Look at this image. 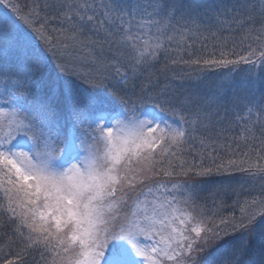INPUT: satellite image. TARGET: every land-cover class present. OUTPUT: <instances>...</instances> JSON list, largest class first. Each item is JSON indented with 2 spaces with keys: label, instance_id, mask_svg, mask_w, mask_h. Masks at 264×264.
Wrapping results in <instances>:
<instances>
[{
  "label": "snow or ice",
  "instance_id": "obj_1",
  "mask_svg": "<svg viewBox=\"0 0 264 264\" xmlns=\"http://www.w3.org/2000/svg\"><path fill=\"white\" fill-rule=\"evenodd\" d=\"M161 58L243 81L161 87ZM233 170L261 182L238 217L171 179ZM0 242V264H264V0H0Z\"/></svg>",
  "mask_w": 264,
  "mask_h": 264
},
{
  "label": "trees",
  "instance_id": "obj_2",
  "mask_svg": "<svg viewBox=\"0 0 264 264\" xmlns=\"http://www.w3.org/2000/svg\"><path fill=\"white\" fill-rule=\"evenodd\" d=\"M237 40H239V37H237ZM229 46H231V44ZM41 47H43L42 44ZM196 47H199V45ZM217 55H219L218 52ZM164 64L165 61L163 58H161L160 62L156 64L153 69L155 78L159 79L160 81V86L163 87L165 83L171 82L178 90L182 92H199L200 94H207L214 88L216 84L220 83L222 80L226 87L229 85L232 87H238L242 83L244 76L242 72H237L225 78L222 77L221 73H225L227 70L220 69L210 72L205 79L200 80L196 78L195 74H193L192 78H189L187 73H189L190 69H188L183 64H169L167 68L164 67ZM51 67L53 69L55 68V61H52ZM239 67L247 68L248 66L240 65ZM132 98L135 99L134 96ZM225 135L227 137L238 136L239 128H235L233 131L225 133ZM233 148H235V144H233ZM218 151L220 156L223 157L226 162L231 153L227 152L223 148L219 149ZM236 158L239 160V157ZM184 159L188 161L196 159L198 162V158L195 157L194 154L185 153ZM205 162L207 163V161ZM226 174H229L230 176L227 175L226 177L225 175L220 174L213 175L212 177L208 178L188 177V180L195 179L200 181L203 186V191L200 193V199L198 203L206 206L208 209L217 210L220 217H238L240 215L239 204L243 203L245 200L251 199L252 197L259 196L261 193V182L258 180H251V178L248 177L246 173L238 170H233ZM219 187L225 188L226 194L221 193V195L213 196V193ZM240 191H243L241 195L239 194ZM214 200L215 204L213 203Z\"/></svg>",
  "mask_w": 264,
  "mask_h": 264
},
{
  "label": "rangeland",
  "instance_id": "obj_3",
  "mask_svg": "<svg viewBox=\"0 0 264 264\" xmlns=\"http://www.w3.org/2000/svg\"><path fill=\"white\" fill-rule=\"evenodd\" d=\"M223 175H225L226 177H227V175L228 176H230L229 174H226V173H224ZM160 179H168V178H164V177H161ZM171 179H174V180H177V181H181V182H183V181H187L188 180V177H184V176H176V177H173V178H171ZM229 179V178H228ZM243 193V191H240V195Z\"/></svg>",
  "mask_w": 264,
  "mask_h": 264
}]
</instances>
